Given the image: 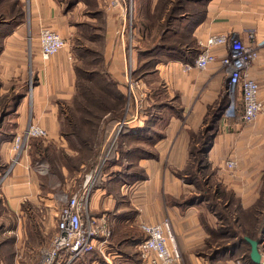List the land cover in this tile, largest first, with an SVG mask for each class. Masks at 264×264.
Wrapping results in <instances>:
<instances>
[{
	"label": "crops",
	"instance_id": "crops-1",
	"mask_svg": "<svg viewBox=\"0 0 264 264\" xmlns=\"http://www.w3.org/2000/svg\"><path fill=\"white\" fill-rule=\"evenodd\" d=\"M158 1H136L139 10L142 4L147 6L142 11V19L155 13ZM184 1V5L187 3L189 7L185 9L183 5L171 20L190 21L186 38L192 42V47L180 35L181 27H170L156 38L160 54L154 57L151 70L147 69L141 78L150 89L161 83L165 86L161 97L149 95L148 99H153L151 105L156 104L162 112H143L140 118H131L127 122L126 133L137 132L126 136L129 140L127 145L130 149H138V156L144 155L143 158L138 157L142 170L125 172L127 179L122 180L113 194L108 186L98 185L90 199L91 215L108 214L112 231L111 253L103 257L93 251L74 264H145L136 249L144 237L140 225L160 223L165 219L170 222L181 253L179 264H208L210 261L223 264V257L216 258L213 254L214 250H221L219 245L223 244L224 238L221 232H215L216 220L211 221L212 213L206 217L207 223L204 219L200 221L199 208L203 206L187 201L192 195L189 193L191 182L181 176L185 171L180 170L193 162L221 166L224 190L232 189L242 209L256 207L260 211V198L264 196V45L261 44L264 40V0ZM104 3V0H96L98 8L94 14H102L103 25L97 27L98 32L92 34L94 38L90 40L95 41V37L100 36L101 46L93 52L101 54L111 74L107 79L120 87L121 73L126 67L125 38L120 34L119 37L116 31L121 16L118 10L104 7ZM27 4L28 26L27 22L19 21L0 33V132L4 134L0 136L1 167L12 159L14 135L22 132L29 120L47 131L48 140H65L60 130L61 106L70 102L76 93L74 68L76 60L82 59L74 55L72 40L78 37L75 36L73 21L87 15L95 18L83 0H78L68 9L57 0H28ZM166 11L156 19L162 21ZM42 26L57 32L60 28L61 35H66V45L47 60H42L40 55L38 34ZM230 32L238 33L246 44L253 43L249 35H254L253 45L258 56L248 68V73L258 83V98L263 109L252 122L238 124H235L237 120L229 118L231 120L225 121L226 118L215 113L213 116L217 123L214 119L212 122L215 123L210 126L204 118L211 104L223 93L226 77L220 58L227 48H212L216 58L203 70H185L183 63L187 59L174 54L194 53L193 60L201 49L199 41L212 34ZM134 46L132 61L134 59L135 64L139 62L146 66L142 54L144 48L137 43ZM140 53L141 57H138ZM30 73L34 83L31 90H27ZM121 92L124 93L123 90ZM241 108L239 105L238 112ZM152 116L155 119L151 123L149 119ZM196 149L201 150L198 161L193 152ZM22 153L11 171L0 176V238L7 237L18 245L15 264H22L27 259L34 249L31 245L49 242L60 209L52 192L45 191L44 176L31 166L26 150ZM227 159L236 162L230 177L225 173L229 172L224 167ZM1 172L2 168L0 175ZM33 231L39 238L35 244L30 239ZM260 253L264 264V241L260 244Z\"/></svg>",
	"mask_w": 264,
	"mask_h": 264
},
{
	"label": "rangeland",
	"instance_id": "rangeland-1",
	"mask_svg": "<svg viewBox=\"0 0 264 264\" xmlns=\"http://www.w3.org/2000/svg\"><path fill=\"white\" fill-rule=\"evenodd\" d=\"M71 0H61L59 1L62 6H66L68 2ZM135 0H131L132 2V22H131V37L124 34L125 38V51H126V67L128 65V60L130 58V63H131V78L133 81L137 82L136 86L133 88V90L130 92V97L127 98L128 95V84L126 81V71L127 68L122 71L121 73V78L120 81L122 83L119 84V88H122L121 86H124V89L122 88L121 90L124 91L125 99H124V105H123V110L120 118L118 120H113L111 119L113 116V110H110V113L106 111L103 112L104 118L100 120V123L98 124L97 127H93V131L91 134H87L88 129L91 128V126H84L85 132L82 131L83 136L89 135V146L90 148H87L86 144L82 145L80 147L78 145L79 139L77 136H74L71 134L72 132L70 131V126L66 125L63 119V115L60 116V124H61V130L66 133L64 134V139L61 141L60 139L58 141H52L48 140L47 138H42V137H30L27 140L26 143V153L29 155V160L31 166L35 168L38 172H41L40 175L44 176L43 177V183L45 187V191H50L52 192L54 196V201L59 204L60 209L65 205L66 201L68 198H70L76 190L81 188L86 180H88L89 174L92 172V170L96 167V165L99 162V157L102 156V154L106 153V151L109 149L108 156L106 157L105 162L102 164L101 170L97 172V177L95 181L93 182L92 189H91V196L90 199L94 193L95 188L98 185H103V186H108V190L111 192V194L117 192V189L119 186L122 184V180H126L127 178L125 177L124 173L128 172L129 170H142L143 166L139 164V158H143L144 155L137 154L139 151L138 149H130L127 145V135H133L136 133H126L128 130V125L127 124L129 119H134V118H140V116L143 115V112H145V108H148V112H153L156 114L157 112H162V108H152L153 105H151L152 100L149 99V95H153L154 97L156 95H159L160 97L164 93L165 86L162 85V83L158 86H153L154 88L150 89L151 87L144 85V81L141 80L142 76L146 73H144L147 69L151 70L152 66L154 65V59H151L152 57H157L159 56V51L157 50L159 46L155 44V48L152 49V47H147V44L150 43V38L149 37H142V31L141 28L145 25L146 23L148 26H150L151 30V35L154 36L156 35L155 32L158 31L157 27V22H150V20L142 19L144 14L142 11H144L147 6L142 4V8L139 10V7L137 9V3H133ZM137 1V0H136ZM28 0H0V33H3L7 29L10 28L11 25L15 24L16 22L23 21L27 22V26L29 24V9H28ZM91 5H93V2H91ZM106 5V3H104ZM107 9V6H104ZM185 9L188 8L189 6L187 3L184 5ZM196 7L198 10H200V5L197 4ZM192 8V5H191ZM200 15L196 14V16ZM95 18L92 19L91 16H81L77 18V21H73L74 23V31H75V36L79 38V35L81 34L82 36L79 38V40L74 39L72 40V46L74 47V55L77 57H81L82 59L78 58V61L76 60V67L82 69L79 72L78 78L79 82H81L83 85L85 82H87V77H86V71L89 73L92 70L100 73L101 75H105L106 78H108L111 74L109 73V70L107 69L106 64L102 61L101 59V54L98 52H93L94 49H97L101 46V38L100 36L95 37V41L88 39L87 37L84 38V35L86 36L87 34H96L97 27L103 25V20H102V14L94 16ZM76 18V17H75ZM145 21V22H141ZM122 22V19H121ZM120 22V26L122 25ZM190 21L184 20L183 22H172L170 20L169 28H177V26L181 27L180 35L184 36L183 38L185 39L184 41L186 43H189L188 46L192 47V42L188 40L187 34L190 29V26L188 25ZM119 23V21H118ZM155 24V25H154ZM10 25V26H9ZM116 30L119 36V29ZM147 30V29H146ZM60 31V28H59ZM58 31V33H60ZM85 33V34H84ZM99 34V33H98ZM97 34V35H98ZM61 35V33H60ZM62 36V35H61ZM88 36V35H87ZM63 37V36H62ZM120 37V36H119ZM66 40V35L63 37ZM159 38V37H158ZM181 38V40L183 39ZM161 41V40H160ZM159 41V42H160ZM128 42L130 46L128 45ZM174 42V41H173ZM140 44V46L144 47V49H149L148 54L144 57V61H146L147 65L145 68H140L139 62L136 64L132 61V56L134 54V48L135 44ZM83 48L89 49V51H83ZM130 48V54L128 56V50ZM185 50V48H183ZM100 50V49H99ZM87 52V54H85ZM100 52V51H99ZM181 58H186L187 62H190L192 60V57L194 56V53H187L184 55V52L181 54L176 53L174 54ZM139 57V54H138ZM174 57V56H172ZM141 58L139 59V61ZM187 62H184L183 65ZM153 64V65H152ZM152 65V66H151ZM138 69L137 71H135ZM75 70V68H74ZM76 71V70H75ZM30 73V82L28 84L29 88L27 90H31L32 83H34V79ZM93 87H95V93H97V85H101L104 82H102V79L99 77H93ZM224 89L223 93L219 96L218 100L215 101L208 109V113L204 120L208 121L207 125L210 124L212 125V119H215V115L213 114L218 113L219 116H222V109H219L220 106L223 103H227L226 96L224 94L225 90V80H224ZM87 85V84H86ZM25 86V87H28ZM85 86V85H84ZM149 87V89H148ZM157 87V88H155ZM82 90L79 88H76L75 86V92L77 93V96L80 94ZM82 99V98H80ZM236 107L239 108V105L241 106V99H240V94L237 93L236 95ZM71 108L68 110L70 114L73 115L75 119H78L79 116H82L84 112L82 111V108L78 105L77 102H73V99L70 101ZM5 109V108H4ZM164 114V113H163ZM162 115V114H161ZM166 116V114H165ZM155 119V116L150 117L149 121H152ZM63 120V124L61 123ZM231 120V119H225V121ZM233 120V119H232ZM124 121V124H121V122ZM216 123L217 120L215 119ZM235 121V120H233ZM150 123V122H149ZM215 123V122H214ZM213 123V124H214ZM240 123L239 121L235 122V124ZM121 127L119 128V126ZM119 128V130H118ZM118 130V131H117ZM5 131V130H4ZM68 133V134H67ZM0 136L3 137V133L0 132ZM10 137V136H9ZM48 137V136H47ZM80 143V141H79ZM79 146V147H78ZM86 146V147H85ZM133 151V152H132ZM113 153L112 159H110L109 163L107 164V161L110 157V153ZM140 153V152H139ZM24 153H22L23 155ZM15 156V154L12 155V159ZM21 156V154H20ZM18 157V160L20 158ZM12 159L10 161L6 162L2 168L1 172V177L4 174L3 172H6L8 167L10 166V170L12 166L16 163H13ZM226 161V160H225ZM224 161V162H225ZM1 164V162H0ZM107 164V165H106ZM202 166L200 167L201 171H193L195 170V162L192 164H188L186 166H183L184 168L180 171H185V174H181L183 178L186 177V180L190 181V197L193 198V202L197 205L201 203V206H203L201 209L199 208V215L201 217L200 221L205 220V223L208 222V219L206 218L209 216L210 213H212L210 209H213L215 213H212V219L211 221L217 222V220H221V222H224L225 224H228L232 229L230 228V233L233 231L235 232H240L241 227H237V225L232 226L233 218L235 216H238V213L233 212V210L236 208V205L238 204V198L234 195L232 189L229 187V191L223 192L224 195H220V190L219 185L221 188L223 187V184L221 183V178H220V172L221 171V166H213L209 164L200 163ZM199 164V165H200ZM106 166V167H105ZM189 171L191 174H189ZM228 177H230L229 172H225ZM185 175V176H184ZM126 185L123 186V188ZM213 191V193H211ZM219 193L217 197L214 196V194ZM228 192V194H227ZM119 195V193H116ZM109 194H107L108 196ZM185 195H188L185 194ZM212 195V197H211ZM210 196V198H209ZM209 199H208V198ZM264 198V197H263ZM119 199V198H118ZM187 199V198H186ZM228 199V201H227ZM207 200V202L205 201ZM229 203L231 206L227 209L224 208L223 203ZM90 204V203H89ZM206 205H208V208H206ZM111 206V205H110ZM59 209V210H60ZM1 212V208H0ZM211 215V214H210ZM107 219H108V214H106ZM206 218V219H205ZM224 220V221H223ZM210 221V222H211ZM109 223V222H108ZM56 225V223H55ZM55 227L52 230V235L50 240L52 239V236L55 234ZM49 234L50 231H48ZM112 232V231H111ZM31 243H36L39 238L37 237V234L35 231L32 232L31 234ZM112 236V233H111ZM33 238V240H32ZM48 238V236H47ZM46 239V238H45ZM111 239V237H110ZM230 242L233 240L232 238H229ZM49 240V241H50ZM43 241V240H42ZM50 243V242H49ZM48 245V243L46 244ZM45 246V244H40L36 246H32L31 248H34L30 251L29 255L27 256V259H24L22 264H37L39 261V252L40 248ZM108 250L107 253H111L110 247L108 245ZM18 249L19 252V247L18 245H14L10 239L6 238H0V264H15L14 258H15V252ZM224 255V254H223ZM239 253H236V255L232 256L231 258H226L225 256L223 257L222 262L223 264H237ZM17 260V258H16ZM27 260V261H26ZM243 262V261H241ZM244 263V262H243ZM80 264V263H79Z\"/></svg>",
	"mask_w": 264,
	"mask_h": 264
},
{
	"label": "built area",
	"instance_id": "built-area-1",
	"mask_svg": "<svg viewBox=\"0 0 264 264\" xmlns=\"http://www.w3.org/2000/svg\"><path fill=\"white\" fill-rule=\"evenodd\" d=\"M104 1L108 8L118 10L121 16L122 25L119 34L126 33L130 38L132 34L131 0ZM249 38L252 44L244 43L236 32L209 35L204 41L198 42L201 49L193 60L183 65L185 70L192 68L203 70L216 58L212 48L216 46L227 48L226 53L220 58L226 77L225 94L227 96V104L221 115L240 123L252 122L263 109V103L258 98V83L248 73V68L258 56L256 46L253 45L254 35L250 34ZM38 41L42 60H47L66 45V40L57 31L46 26L39 29ZM261 44L264 45V40ZM128 45L130 46L129 42ZM129 54L130 48L128 56ZM126 68L127 98H129L130 92L137 83L131 78L130 58ZM237 93L240 94L241 112H238L235 104ZM121 124H124V121ZM47 136L48 133L42 126L29 120L24 130L14 135L11 146L15 154L13 163L18 161V157L26 149V143L30 137L47 138ZM108 151L109 149L99 157V162L89 174L87 182L76 190L77 192L68 198L59 210L55 234L48 245L40 248L37 264H74L85 254L93 251H97L103 257L108 254L111 229L107 216L106 214L91 215L89 206L93 182L108 156ZM235 166L234 159H227L224 162V167L231 175ZM9 170L10 166L4 175ZM140 227L145 236L137 243L136 249L145 264H179L181 262V253L175 242L169 220L165 219L160 223H142ZM237 264L245 263L238 261Z\"/></svg>",
	"mask_w": 264,
	"mask_h": 264
},
{
	"label": "trees",
	"instance_id": "trees-1",
	"mask_svg": "<svg viewBox=\"0 0 264 264\" xmlns=\"http://www.w3.org/2000/svg\"><path fill=\"white\" fill-rule=\"evenodd\" d=\"M57 1H61V0H57ZM77 1L78 0H71L70 2L67 3V5L65 6V9L70 8ZM83 1H85L86 5L88 7V10H90V12H89L90 15L94 14L98 8L96 6V0H91V2H93V5H91L90 0H83ZM135 3H136V0L133 3V7H134ZM184 3H185L184 0H159L158 1L157 5L155 6V13L152 16L148 17L147 19L145 18L146 20H150V22H154V23L157 22L158 23L157 24L158 31L155 32L156 35H154V36L151 35L152 29L146 23H144L145 25L141 28L142 37L144 35V37L147 36L151 39L150 43L147 44V47H152V49L155 48L156 38L161 37L162 33H164L166 30L169 29V24H170V20L172 19V15L177 13L178 10H181L183 8ZM165 9H167V11H166L165 15L163 16V20L158 21L156 19L157 16H162ZM94 15L95 16L99 15V13H96ZM141 22H145V21H141ZM87 35H86V37H89L88 39L94 38V36H92L90 34H87ZM81 36L82 35L80 34L79 38ZM79 38L77 40H79ZM81 48L83 51H87L86 48H83V47H81ZM148 50H151V48L144 49V51L142 52L143 56H146L148 54V52H147ZM139 55L141 57V53ZM151 59H154V57H152ZM143 65H144V63L142 65L140 64V68L146 67ZM146 65H147V63H146ZM75 70H76V84H75V86H76V88H79L82 91L80 92V94L78 96H77V93H75V95L72 99H73L74 103L75 102L78 103V105L82 108V111L84 112V114L82 116H79L78 119H75L73 117V115L68 112V110L71 108V106L69 105L70 102H68L67 104L65 103L61 106V112L60 113H61V115H63V119H64L65 124L70 126V128H71L70 131L72 132L71 134H73L74 136H77V138L79 139L80 143L78 141L77 142L78 145L80 147H82V145L86 144L87 148H90V146L88 145L89 144V135H87V134H91V132H94L92 130L93 127H97L98 124L100 123V120L104 118L105 114L103 112L106 113V111H107L110 113V110H113L114 114H113L111 119L118 120L122 114L124 99H125L126 95L121 92V89L119 87H117L114 84V82L109 81L105 75H101L100 73H98L94 70H92L89 73L86 71L87 82H85V84H84L85 86H84L81 82H79L80 80L78 78L79 72L82 69L77 68L75 66ZM137 70L138 69H136L135 71H137ZM93 77H99L100 79H102V82H104L103 84L96 86V88L98 90L97 93H95V87H93V79H94ZM225 96H226V94H225ZM80 98H82V99H80ZM226 99H227V96H226ZM226 104L223 103L219 109H222V111H223ZM152 108H159V106H157L156 104L155 105L153 104ZM147 110H148V108L146 107L144 113L148 114L149 112ZM212 120H214V119H212ZM61 121H62L61 123L63 124L64 123L63 120H61ZM84 126H87V127L91 126V128L88 129L89 133H87L86 136H83V133H82V131L85 132ZM61 134L63 136H64V134L66 135V133H64L63 130H61ZM193 152H194V156H196V160L198 161L201 158V155H200L201 150L196 149ZM112 155H113V153L111 152L110 157L107 161V164L109 163L110 159H112V157H113ZM196 164H198V165H195V170H193V171H196V172L201 171L200 167L202 165L200 163H196ZM189 174H191L190 171H189ZM217 190H220V195H222V194L224 195L223 192H225V190L223 187L221 188V186L219 185V189H216V191ZM227 191H229V190H227ZM262 191H264V190H262ZM229 192H232V191H229ZM211 193H213V191ZM262 193L264 194V192H262ZM218 194L219 193L216 192V194H214V196L217 197ZM227 194H228V192H227ZM211 197H212V195H211ZM263 197L260 198V200H261L260 211L258 209H256V207H250V208L244 210L240 207V204L238 201L236 208L233 210V212L238 213V216H235V218H233L234 222H232L233 223L232 226L234 227V225H237V227H241L239 233L235 232V231L230 233V228L232 229V227H230L228 224H225L224 222H221L220 219L217 220V222L215 224L216 228H214V229H215V232L217 234H220V232L222 233L223 238H224V242H223V244L219 245L221 250L219 249V250L213 251V254L215 255L216 258L221 257V256H225L226 258L227 257L231 258L232 256L236 255V253H239L238 259L240 261H243L245 264H262L263 263V262L254 263L250 259V257H249L250 246L243 239L244 236H247V237H250L252 239L260 240L259 245H258L259 251H260V244L263 243V241H264V198ZM209 198H210V196H209ZM193 200H194L193 198H189L187 201L192 202ZM227 201H228V199H227ZM257 204H259V203H257ZM223 206L225 209H227L231 205L229 203L225 202V203H223ZM210 208H211V205H210ZM211 211L213 214L215 213V211H213L212 208H211ZM229 238H232L233 240L230 242ZM211 263L214 264L213 262H211Z\"/></svg>",
	"mask_w": 264,
	"mask_h": 264
},
{
	"label": "water",
	"instance_id": "water-1",
	"mask_svg": "<svg viewBox=\"0 0 264 264\" xmlns=\"http://www.w3.org/2000/svg\"><path fill=\"white\" fill-rule=\"evenodd\" d=\"M243 239L249 244L250 251L249 257L254 263H261V253L259 251V242L258 239H252L250 237L244 236Z\"/></svg>",
	"mask_w": 264,
	"mask_h": 264
}]
</instances>
